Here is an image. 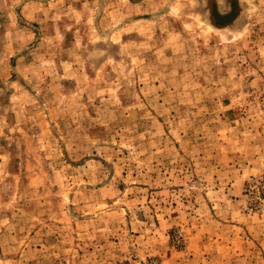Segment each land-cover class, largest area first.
<instances>
[{
	"label": "rangeland",
	"instance_id": "obj_1",
	"mask_svg": "<svg viewBox=\"0 0 264 264\" xmlns=\"http://www.w3.org/2000/svg\"><path fill=\"white\" fill-rule=\"evenodd\" d=\"M0 264H264V0H0Z\"/></svg>",
	"mask_w": 264,
	"mask_h": 264
}]
</instances>
